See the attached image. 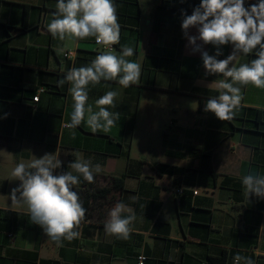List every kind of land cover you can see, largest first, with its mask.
I'll return each mask as SVG.
<instances>
[{
  "label": "crops",
  "instance_id": "0c3cea01",
  "mask_svg": "<svg viewBox=\"0 0 264 264\" xmlns=\"http://www.w3.org/2000/svg\"><path fill=\"white\" fill-rule=\"evenodd\" d=\"M138 2L140 26H120L113 53L133 47L126 59L141 65L140 79L127 88L118 79L88 85L85 107L93 111L106 92L118 93L109 111L119 112L120 119L109 132L93 133L87 112L77 128L65 127L74 102L71 84L58 82L103 53L95 38L61 41L49 33L58 0H0V264H137L140 255L145 264H210L222 252L226 264H234L236 254L264 264V199L248 200L242 184L250 171L264 175V88L240 86L243 99L231 120L205 112L223 77L205 75L201 54L186 47L181 29V10L191 15L201 0ZM252 2L245 0V7ZM144 3L151 15L145 31ZM190 34L197 35L196 28ZM204 50L214 55L216 48ZM221 50L217 59L231 54L232 45ZM255 58V51L240 54L234 63ZM143 120L145 131L139 126ZM45 153L62 161L56 173L79 176L68 167L78 157L99 164L94 188L126 176L118 199L91 200L75 229L80 235L61 245L32 224L26 205L10 199L20 184L13 169ZM72 188L85 190L82 176ZM120 202L136 217L128 239L105 232L108 214Z\"/></svg>",
  "mask_w": 264,
  "mask_h": 264
},
{
  "label": "clouds",
  "instance_id": "9594fccd",
  "mask_svg": "<svg viewBox=\"0 0 264 264\" xmlns=\"http://www.w3.org/2000/svg\"><path fill=\"white\" fill-rule=\"evenodd\" d=\"M57 11L48 24V31L59 40H83L94 37L98 45L107 51L97 55L87 66L72 68L64 80L71 84L69 92L73 99V111L69 129L77 128L85 121L93 133L109 132L120 119L114 108L116 91H108L95 101L98 110L88 105V85L118 79L119 85L127 88L136 84L141 75V65L126 59L134 55L133 47L123 45L119 55L112 46L120 43V24L117 5L114 0H58ZM181 29L186 39V47L192 53H200L205 75H222L216 82L219 95L206 101L204 111L211 112L220 121L233 119L243 99L241 87L252 84L264 88V0L245 7V0H201L188 15L181 10ZM196 28L197 35L190 34ZM232 45V52L224 59L221 46ZM204 45L216 48L214 55L204 50ZM63 51V49H61ZM255 51L256 58L250 63L237 66L234 61L240 54ZM231 65V66H230ZM8 114H5V118ZM75 133L73 132V138ZM62 161L53 153H45L25 165L19 163L11 175L20 181L18 187L11 190L13 203L27 206V214L32 222L40 226L43 233L53 242L61 245L64 240L72 241L80 233L75 231L84 219L86 210L80 203L77 192L72 186L80 182V176L89 183L94 180L93 172L101 171L99 164L79 157L68 164L75 173L59 171ZM56 173V174H54ZM245 195L264 199V175L249 172L242 178ZM129 213L128 215H124ZM105 232L117 238L128 239L135 220L133 210L124 203H117L108 214ZM234 264H255L250 257L240 254L234 256Z\"/></svg>",
  "mask_w": 264,
  "mask_h": 264
},
{
  "label": "trees",
  "instance_id": "16d2710c",
  "mask_svg": "<svg viewBox=\"0 0 264 264\" xmlns=\"http://www.w3.org/2000/svg\"><path fill=\"white\" fill-rule=\"evenodd\" d=\"M117 5V15L118 22L120 26L128 27L132 30H137L140 26L141 14L139 10V2L138 0H114ZM258 3V0H253L252 4ZM2 25L0 24V27ZM96 176H94V180L92 183H89L84 180L85 190L82 189H74L73 191L77 192L80 203L82 207L86 210L85 216L88 214L91 208V200H105L110 203H114L119 194L124 190V183L126 176L123 175L120 178H112L110 179V184L104 188H94V183L96 180ZM84 216V217H85ZM23 254L30 255L31 257L37 259V255L35 253L23 252ZM227 255L225 252H222L217 257L210 258V264H226Z\"/></svg>",
  "mask_w": 264,
  "mask_h": 264
},
{
  "label": "built area",
  "instance_id": "2783aa9c",
  "mask_svg": "<svg viewBox=\"0 0 264 264\" xmlns=\"http://www.w3.org/2000/svg\"><path fill=\"white\" fill-rule=\"evenodd\" d=\"M95 44L100 48V50H101L102 52L107 51V49H106L103 45H98V44L96 43V41H95ZM115 49H116V46L113 45V46H112V51H114ZM64 56H65V57H72V53L65 52V53H64ZM41 92H43V89H41V90L38 92L37 96H35V97L33 98L34 102H38V101H39V95H40ZM182 192H183V190H177V193H180V194H181ZM197 193H198L197 191L194 192V194H197ZM8 236H9V237H12V234H9ZM146 261H147V258H146V256H144V255H140V256H138V258H137V264H145Z\"/></svg>",
  "mask_w": 264,
  "mask_h": 264
},
{
  "label": "rangeland",
  "instance_id": "374dc122",
  "mask_svg": "<svg viewBox=\"0 0 264 264\" xmlns=\"http://www.w3.org/2000/svg\"><path fill=\"white\" fill-rule=\"evenodd\" d=\"M143 5H144L143 6V9H144V17L142 19V28L145 31V29L147 27L148 21H151V15L149 14V11L150 10H148V4L145 5V3H144ZM145 118H146V116H145ZM139 126H140V129H142L143 131H145V128H146V120L140 121ZM155 140H156V137H155Z\"/></svg>",
  "mask_w": 264,
  "mask_h": 264
}]
</instances>
